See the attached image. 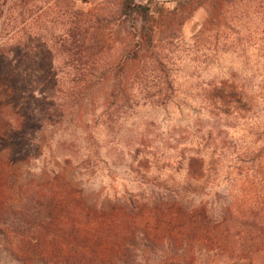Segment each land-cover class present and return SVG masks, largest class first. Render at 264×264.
<instances>
[{
  "label": "trees",
  "instance_id": "1",
  "mask_svg": "<svg viewBox=\"0 0 264 264\" xmlns=\"http://www.w3.org/2000/svg\"><path fill=\"white\" fill-rule=\"evenodd\" d=\"M243 2L184 0L173 15L182 25L205 9L199 37L209 41L240 21L232 14ZM37 4L0 0V36L11 32L0 38V264H264V131L235 153L220 193L207 185L219 172L198 155L188 159L193 185L186 188L89 192L83 177H93L98 164L109 167L95 133L105 134L104 146L119 145L138 107L166 103V57L149 5L123 0L119 16L139 22L132 50L108 60L105 31L92 27L101 21L77 13L50 46L74 73L33 75L22 25L25 8L40 11ZM235 41L243 36L236 32ZM220 86L212 99L225 115H238L246 106L242 89Z\"/></svg>",
  "mask_w": 264,
  "mask_h": 264
},
{
  "label": "rangeland",
  "instance_id": "2",
  "mask_svg": "<svg viewBox=\"0 0 264 264\" xmlns=\"http://www.w3.org/2000/svg\"><path fill=\"white\" fill-rule=\"evenodd\" d=\"M180 1L184 0H135L148 4L156 21V41L166 57L172 91L164 105L137 108L120 133L119 145L104 146L105 134L95 133L110 174L98 164L93 177L84 176L83 183L88 181L86 189L91 193L113 197L124 192L145 195L157 188H186L193 185L186 178V169L188 159L194 155L203 157L206 166L219 172L214 182L211 178L207 185L220 193L229 185L225 177L235 153L264 131V53L258 52L264 44V4L258 3L260 0H244L232 14L241 17L240 21L228 23L230 29L226 26L217 35L213 31L207 41L205 36L199 37L206 10L198 9L181 25L173 15ZM31 2L43 6L40 11L29 7L24 10L22 26L33 52V75L74 73L71 66H61L63 58L50 46L77 13L90 14L101 21L100 25L93 21L92 27L105 31V40L101 38L110 48L108 60H119L137 41L139 22L134 17L125 20L119 16L123 0ZM86 19L87 15L82 18ZM17 21L18 24L20 20ZM236 32L243 36L241 44L235 41ZM10 35L11 32L0 38L5 41ZM38 44L39 54L34 51ZM222 82L227 86L233 84L244 93L246 106L238 115H225L212 99L215 90L222 88ZM130 149V155L126 154ZM134 155L136 160L132 162ZM206 262L204 258L199 261Z\"/></svg>",
  "mask_w": 264,
  "mask_h": 264
}]
</instances>
